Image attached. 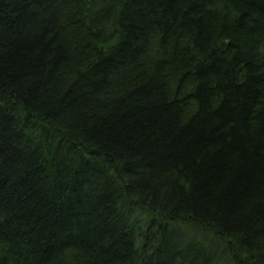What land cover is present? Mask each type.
<instances>
[{
  "label": "trees",
  "instance_id": "16d2710c",
  "mask_svg": "<svg viewBox=\"0 0 264 264\" xmlns=\"http://www.w3.org/2000/svg\"><path fill=\"white\" fill-rule=\"evenodd\" d=\"M0 264H264V0H0Z\"/></svg>",
  "mask_w": 264,
  "mask_h": 264
}]
</instances>
